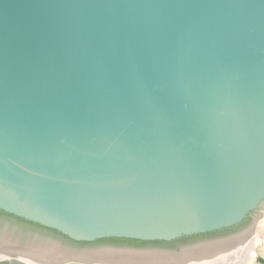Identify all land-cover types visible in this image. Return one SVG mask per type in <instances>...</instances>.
<instances>
[{
    "label": "water",
    "instance_id": "water-1",
    "mask_svg": "<svg viewBox=\"0 0 264 264\" xmlns=\"http://www.w3.org/2000/svg\"><path fill=\"white\" fill-rule=\"evenodd\" d=\"M0 264H233L264 213V0H0ZM258 264L264 259L254 257Z\"/></svg>",
    "mask_w": 264,
    "mask_h": 264
},
{
    "label": "trees",
    "instance_id": "trees-1",
    "mask_svg": "<svg viewBox=\"0 0 264 264\" xmlns=\"http://www.w3.org/2000/svg\"><path fill=\"white\" fill-rule=\"evenodd\" d=\"M0 216L1 217H6L9 219H12L14 221H17L19 223L25 224L27 226L33 227L35 229L41 230L43 232L48 233L49 235H51L53 238H56L66 244H69L71 246H75V247H89V246H99V245H109V246H114V247H129V248H150V247H168L171 246V244H173L175 241H185L189 238H196V237H200V236H204V235H210V234H218L220 232H232L236 229L235 226L230 227V228H226L223 230H219V231H214V232H210V233H205V234H199V235H194V236H190V237H182L170 241V242H163V241H139V240H131V239H123V238H106V239H101V240H96L94 242H75L72 241L70 239H68L67 237L63 236L62 234H60L59 232L49 229V228H45L43 226H40L38 224L32 223V222H28L25 221L21 218H17L14 217L12 215L6 214L2 211H0ZM245 224H248L250 222V216H248L245 220H244Z\"/></svg>",
    "mask_w": 264,
    "mask_h": 264
},
{
    "label": "flooded vegetation",
    "instance_id": "flooded-vegetation-1",
    "mask_svg": "<svg viewBox=\"0 0 264 264\" xmlns=\"http://www.w3.org/2000/svg\"><path fill=\"white\" fill-rule=\"evenodd\" d=\"M251 221H252V216H250V222L248 224H245V222L242 221L240 224L235 226L236 229L232 232L225 233L222 231L218 234H210V235H204V236H200V237H196V238H189L185 241H175L173 244H171V246H168V247H159V246L156 247L155 246V247H150V249H158V250H163V251H178L182 247H187V246H192L195 244H200V243L211 242V241H216L219 239L228 238L230 236H234V235H237L240 232H242L247 226H249ZM247 243H249V239L245 243H243L242 247H244L245 244L247 246L248 245ZM101 246H109V245H99L98 247H101ZM112 247H114V246H112ZM242 247H241L240 251L242 250ZM83 248H87V247H83ZM242 252H243V250L239 254H241Z\"/></svg>",
    "mask_w": 264,
    "mask_h": 264
},
{
    "label": "rangeland",
    "instance_id": "rangeland-1",
    "mask_svg": "<svg viewBox=\"0 0 264 264\" xmlns=\"http://www.w3.org/2000/svg\"><path fill=\"white\" fill-rule=\"evenodd\" d=\"M263 233H264V213H263V217H262V219L261 220H259L257 223H256V228H255V230H254V234L256 235V236H258V237H261L262 235H263ZM248 245L246 246V244L244 245V247H242V250L244 251L245 249L247 250V247L249 248L248 249V251H247V253L248 252H250V251H252L253 253V258L256 256V254L254 253V252H256L257 253V250H259L260 249V247H258V249H257V246H258V244L259 243H257V241H253V240H249V243H247ZM244 257L243 256H241V260L240 261H238V262H241L242 261V259H243ZM246 263L245 264H258L254 259H249V257L247 256L246 258ZM248 261H250V262H248ZM237 262V263H238Z\"/></svg>",
    "mask_w": 264,
    "mask_h": 264
},
{
    "label": "crops",
    "instance_id": "crops-1",
    "mask_svg": "<svg viewBox=\"0 0 264 264\" xmlns=\"http://www.w3.org/2000/svg\"><path fill=\"white\" fill-rule=\"evenodd\" d=\"M252 240L257 241V243H259L257 246V249H258V247H260V249L257 250V253L256 252H254V253L256 254L257 257H261L264 259V233L261 237H258L254 234V237Z\"/></svg>",
    "mask_w": 264,
    "mask_h": 264
},
{
    "label": "bare ground",
    "instance_id": "bare-ground-1",
    "mask_svg": "<svg viewBox=\"0 0 264 264\" xmlns=\"http://www.w3.org/2000/svg\"><path fill=\"white\" fill-rule=\"evenodd\" d=\"M248 247H249V246H248ZM248 247H247V251H248V249L250 248V247H249V248H248ZM252 253H253L252 251L248 252L247 255L244 256V258L242 259L241 262H238V263L235 262V263H233V264H245V263H246V259H245V258H246L247 256L249 257V259H254ZM248 262H250V261H248Z\"/></svg>",
    "mask_w": 264,
    "mask_h": 264
}]
</instances>
